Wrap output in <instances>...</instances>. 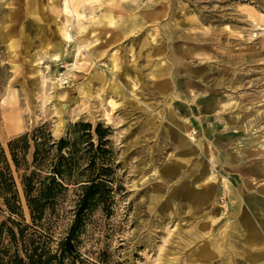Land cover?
<instances>
[{"label":"rangeland","instance_id":"obj_1","mask_svg":"<svg viewBox=\"0 0 264 264\" xmlns=\"http://www.w3.org/2000/svg\"><path fill=\"white\" fill-rule=\"evenodd\" d=\"M77 123L111 190L63 264H264V0H0V141ZM77 194L23 205L34 243Z\"/></svg>","mask_w":264,"mask_h":264},{"label":"trees","instance_id":"obj_2","mask_svg":"<svg viewBox=\"0 0 264 264\" xmlns=\"http://www.w3.org/2000/svg\"><path fill=\"white\" fill-rule=\"evenodd\" d=\"M76 129L82 133L73 139L55 140L41 125L5 143L0 141V218L7 215L0 220V264H63L61 255L76 253V229L84 215L103 202V194L111 190L108 169L97 162L103 145L101 126L94 130L96 147L91 124L77 123L72 127ZM87 158L83 166L81 161ZM70 187L78 193L72 224L58 241V251L43 249L26 232L30 226L22 223L23 205L36 223L46 209L54 210Z\"/></svg>","mask_w":264,"mask_h":264},{"label":"bare ground","instance_id":"obj_3","mask_svg":"<svg viewBox=\"0 0 264 264\" xmlns=\"http://www.w3.org/2000/svg\"><path fill=\"white\" fill-rule=\"evenodd\" d=\"M65 9H66V7H65ZM108 21L111 22V18H109ZM184 166H185V165H184ZM184 168H185V167H184ZM173 170H174V169H173ZM174 171H175V170H174ZM174 171H173V172H174Z\"/></svg>","mask_w":264,"mask_h":264}]
</instances>
